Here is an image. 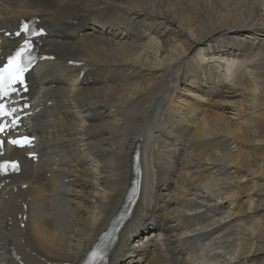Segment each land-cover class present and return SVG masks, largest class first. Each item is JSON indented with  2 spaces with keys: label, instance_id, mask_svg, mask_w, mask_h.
Returning <instances> with one entry per match:
<instances>
[{
  "label": "bare ground",
  "instance_id": "6f19581e",
  "mask_svg": "<svg viewBox=\"0 0 264 264\" xmlns=\"http://www.w3.org/2000/svg\"><path fill=\"white\" fill-rule=\"evenodd\" d=\"M31 17L47 59L18 129L37 139L0 151L20 161L0 174V264H80L137 147L108 264H264V0H0L4 58Z\"/></svg>",
  "mask_w": 264,
  "mask_h": 264
},
{
  "label": "snow or ice",
  "instance_id": "6c2138e0",
  "mask_svg": "<svg viewBox=\"0 0 264 264\" xmlns=\"http://www.w3.org/2000/svg\"><path fill=\"white\" fill-rule=\"evenodd\" d=\"M24 32L25 39L23 44L15 55L9 58L7 65L0 68V120H3V123H0V133L5 131V125L9 123V120L11 126H17L18 122L21 120L20 116L13 115L18 111L17 108H6L8 99L13 94H16L21 97V100H23V93L28 91L25 73L32 66L33 57L31 53L35 47L32 37L34 35H41V33H29L27 25H24ZM17 35L19 36L20 33H17ZM16 85H18V87H16ZM12 103H16V101L13 100ZM27 107H29L28 104H23L19 111L23 112ZM32 139V137L23 136L17 139H12L9 142L23 147L25 145H31ZM3 143L4 141L0 139V146H2ZM0 167H7V165ZM11 167L13 171L19 170L18 165L16 164H12Z\"/></svg>",
  "mask_w": 264,
  "mask_h": 264
},
{
  "label": "rangeland",
  "instance_id": "374dc122",
  "mask_svg": "<svg viewBox=\"0 0 264 264\" xmlns=\"http://www.w3.org/2000/svg\"><path fill=\"white\" fill-rule=\"evenodd\" d=\"M138 218H140L139 214H137V215L135 216V221H136ZM135 245H136V244H135ZM124 247H125V246L122 244V246H121V248H120V252H121L120 257H122V251H123ZM145 249H146V247H145Z\"/></svg>",
  "mask_w": 264,
  "mask_h": 264
}]
</instances>
